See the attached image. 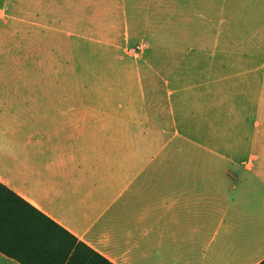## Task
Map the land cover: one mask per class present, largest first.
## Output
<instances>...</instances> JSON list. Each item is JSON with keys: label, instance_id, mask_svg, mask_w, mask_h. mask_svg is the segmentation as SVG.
I'll list each match as a JSON object with an SVG mask.
<instances>
[{"label": "crops", "instance_id": "crops-1", "mask_svg": "<svg viewBox=\"0 0 264 264\" xmlns=\"http://www.w3.org/2000/svg\"><path fill=\"white\" fill-rule=\"evenodd\" d=\"M169 28L159 70L89 50L104 91L0 75V183L113 264H260L264 0H170Z\"/></svg>", "mask_w": 264, "mask_h": 264}, {"label": "rangeland", "instance_id": "rangeland-1", "mask_svg": "<svg viewBox=\"0 0 264 264\" xmlns=\"http://www.w3.org/2000/svg\"><path fill=\"white\" fill-rule=\"evenodd\" d=\"M169 7L170 0H0V75L72 76L77 65L83 89L101 87L104 91L105 84L101 80L89 82L82 66L92 49L95 59L123 54L132 65L138 62L146 69L151 65L159 70L168 57ZM122 14H126L128 25ZM126 31L129 35L124 41L120 35ZM73 85L66 83L67 89H73ZM103 102L99 98V105Z\"/></svg>", "mask_w": 264, "mask_h": 264}, {"label": "trees", "instance_id": "trees-1", "mask_svg": "<svg viewBox=\"0 0 264 264\" xmlns=\"http://www.w3.org/2000/svg\"><path fill=\"white\" fill-rule=\"evenodd\" d=\"M0 253L19 264H113L2 183Z\"/></svg>", "mask_w": 264, "mask_h": 264}]
</instances>
